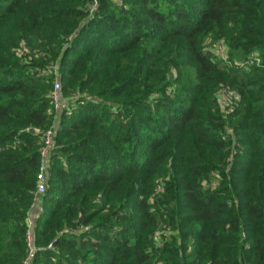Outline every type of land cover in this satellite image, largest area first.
Here are the masks:
<instances>
[{"label":"trees","instance_id":"1","mask_svg":"<svg viewBox=\"0 0 264 264\" xmlns=\"http://www.w3.org/2000/svg\"><path fill=\"white\" fill-rule=\"evenodd\" d=\"M54 123L30 264H264V0H0V264Z\"/></svg>","mask_w":264,"mask_h":264},{"label":"built area","instance_id":"2","mask_svg":"<svg viewBox=\"0 0 264 264\" xmlns=\"http://www.w3.org/2000/svg\"><path fill=\"white\" fill-rule=\"evenodd\" d=\"M97 9V3L94 5V9L92 10L95 11ZM219 45V48H214L213 54L216 60L220 63L223 64H229V54H228V48L227 46L223 43L220 42L217 44ZM254 63L259 64L260 60L258 59L257 54H252L251 55V61L249 63H236V65H240L242 68L248 69L251 65H254ZM56 77V82L54 85V88L50 94V100H51V105L55 111L56 116L66 113L67 115H71L76 107L69 101H67L64 96L62 95V86L59 81V71L56 69L54 73ZM231 97H235L236 99L239 100V96H237L235 93H230L228 94L227 92H223L220 97V103L224 111L229 112L231 109L229 100ZM57 122V121H56ZM56 125L57 123H54V125L46 132L45 135V140H44V145L41 149V169L38 177V187L37 191L35 193V209L31 213V217L29 218L28 221V227H29V234H28V246H29V257L27 261L24 264H30L31 261L34 258L36 248L34 245V237H33V229H34V220L37 218L40 214V212L43 211L42 209V204H41V198L42 196L46 193L47 191V183L49 181V166L51 163V158L54 150V136L56 133ZM53 246L50 245L49 249H52Z\"/></svg>","mask_w":264,"mask_h":264},{"label":"rangeland","instance_id":"3","mask_svg":"<svg viewBox=\"0 0 264 264\" xmlns=\"http://www.w3.org/2000/svg\"><path fill=\"white\" fill-rule=\"evenodd\" d=\"M208 44H210L209 49L210 48L214 49L215 47L219 48V45L217 46V44H218L217 41H213L212 39L210 40V42Z\"/></svg>","mask_w":264,"mask_h":264}]
</instances>
